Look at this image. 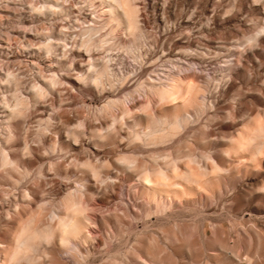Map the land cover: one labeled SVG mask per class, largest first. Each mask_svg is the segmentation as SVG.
I'll return each mask as SVG.
<instances>
[{
    "label": "rangeland",
    "instance_id": "374dc122",
    "mask_svg": "<svg viewBox=\"0 0 264 264\" xmlns=\"http://www.w3.org/2000/svg\"><path fill=\"white\" fill-rule=\"evenodd\" d=\"M0 264H264V0H0Z\"/></svg>",
    "mask_w": 264,
    "mask_h": 264
},
{
    "label": "bare ground",
    "instance_id": "6f19581e",
    "mask_svg": "<svg viewBox=\"0 0 264 264\" xmlns=\"http://www.w3.org/2000/svg\"><path fill=\"white\" fill-rule=\"evenodd\" d=\"M58 230L60 232V237H61L60 240L63 244L68 239H73L78 234L82 233L83 227L79 224L77 219L73 217V218L62 219L58 224ZM20 247L22 248V246Z\"/></svg>",
    "mask_w": 264,
    "mask_h": 264
}]
</instances>
